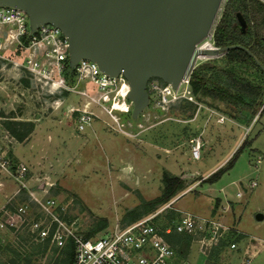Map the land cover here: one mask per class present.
Masks as SVG:
<instances>
[{
  "label": "rangeland",
  "instance_id": "obj_1",
  "mask_svg": "<svg viewBox=\"0 0 264 264\" xmlns=\"http://www.w3.org/2000/svg\"><path fill=\"white\" fill-rule=\"evenodd\" d=\"M236 10L251 24L246 33L235 32L230 39L249 47L264 63V0H224L211 34L201 43L218 45L216 25L223 16L228 24L233 22ZM22 52L21 47H8L0 57V180L4 183L2 187L0 183V208L13 190L7 201L56 196L66 203L69 227L82 237L149 214H156L159 226L173 224L187 213L222 224L216 238L209 224L205 231L168 233L167 239L178 250L172 264H243L240 253L250 245V236L259 238L254 250L264 246V218L255 217L264 210V188L245 195L249 198L244 209L230 194L242 173L264 169L259 147L264 127V73L251 59H232L227 51L199 57L193 69L211 79V93H203L201 87L194 91L188 80L175 89L177 98L163 101L159 88L166 82L151 77L147 85L150 100L138 117L120 109L112 117L95 105L92 110L98 115L92 125L79 130L77 111L70 108L82 105L81 88L94 93L96 85L72 72L62 104L58 101L57 106V92L50 93L27 71L12 66L11 60H22ZM154 83L159 87L152 88ZM240 83H249L258 91H242ZM197 139L202 144L199 155H194ZM22 147H29L32 158ZM19 163L28 169L24 187L7 171ZM219 171V178L209 180ZM165 173L181 177L183 185L167 199L156 200L164 190ZM255 175L259 178L260 174L248 177ZM12 235L15 232L2 230L0 245L16 244ZM232 242L236 243L233 247ZM194 250L200 259L191 262L189 254ZM57 253H37L33 262L53 264ZM252 264H264V256L253 258Z\"/></svg>",
  "mask_w": 264,
  "mask_h": 264
},
{
  "label": "built area",
  "instance_id": "obj_2",
  "mask_svg": "<svg viewBox=\"0 0 264 264\" xmlns=\"http://www.w3.org/2000/svg\"><path fill=\"white\" fill-rule=\"evenodd\" d=\"M8 47H21L24 57L22 60H11L12 66L20 72L27 71L31 79L50 93L57 92L55 104L58 101L62 104V95L68 89V78L72 72L75 73L74 77L80 80L88 78L96 85L94 93L81 88L79 92L84 96L82 105L70 108L77 111L76 126L79 130H83L98 115L92 110L95 105L99 111L113 117L117 110L114 107L115 98L129 99L127 93L124 97L116 94V88L128 82L122 73L108 74L95 61L87 58L78 60L70 67L69 40L59 26L44 22L32 31L29 16L24 9L0 5V57H4L3 51ZM188 80L185 79L186 82ZM168 85L166 82L159 88L163 101L174 100L178 96L174 87L166 91ZM157 87V83L152 84V88ZM128 104L130 107L127 111L132 110L131 99ZM201 144L197 139L193 145L194 155H199ZM7 171L21 187L25 186L28 171L25 164L19 163L16 169ZM65 205V202L53 195L33 196L30 201L18 204L7 201L0 208V244L4 239L2 230L15 232L12 235L15 239L18 233L24 231L33 240H48L56 246H63L68 239H72L74 255L70 264H172L178 250L167 240L166 234L173 231H205L206 224H209L216 238L222 226L216 219L191 213L182 215L173 224L159 226L155 220L156 214H149L106 228L98 235L82 237L69 227L64 213ZM235 245V242L231 243L232 247Z\"/></svg>",
  "mask_w": 264,
  "mask_h": 264
},
{
  "label": "water",
  "instance_id": "obj_3",
  "mask_svg": "<svg viewBox=\"0 0 264 264\" xmlns=\"http://www.w3.org/2000/svg\"><path fill=\"white\" fill-rule=\"evenodd\" d=\"M224 0H0V5L24 9L30 29L51 22L69 40V65L87 58L111 75L122 73L130 89L131 115L138 117L150 100L151 77L177 87L187 79L201 55L230 48L248 51L241 43L203 46L211 34ZM241 31L247 21L236 12ZM256 219L264 218L258 211Z\"/></svg>",
  "mask_w": 264,
  "mask_h": 264
},
{
  "label": "trees",
  "instance_id": "obj_4",
  "mask_svg": "<svg viewBox=\"0 0 264 264\" xmlns=\"http://www.w3.org/2000/svg\"><path fill=\"white\" fill-rule=\"evenodd\" d=\"M227 7L231 8L232 5L229 4L227 5ZM237 11H240L244 15V13L241 10H236L235 11L236 19L233 22L228 24L226 17L223 16L222 19L219 21V23L216 25L214 37L216 43L219 46L230 44L231 42L241 43L240 41H233L232 39H230V36L233 35L235 32L244 34L248 30V27L251 24L250 23L251 20L246 15H244L247 21V27L245 31H241L240 24L236 16ZM227 40L229 42H226ZM227 53L230 54V57L232 59H240V60L247 58L251 59L255 63V65H257L260 68V70L264 73L263 69H261V67L254 59V57L245 49L230 48L227 51ZM254 56L256 57V54H254ZM256 58L258 59V57ZM259 61L263 63L260 59ZM189 80L194 91H197L201 87L203 93L207 94V93H211V91L214 89L213 87H211V79L204 72L199 71L198 69L194 68L192 70ZM239 88L240 90L247 91L249 93H256L258 91V89L255 86L249 83H240ZM221 174L222 171L214 173L209 180L215 181L217 178H219ZM163 181H164V190L162 194L156 198V200L167 199L171 194H173L178 188H180L183 185V180L181 177L176 175H169L168 173H165L163 175ZM20 202H22V200L20 201L14 200V203L16 204ZM166 238H167V234H166ZM167 240L172 244L171 240L169 239ZM14 245H10V243H7L4 246L0 245V264H40L39 262H33V260L36 259L34 255L37 253H41L43 255L49 250L52 251V253H56L59 251V253H57L56 257L53 260V264H70L74 255V243L72 239H68L63 246H56L50 243L48 240L42 242L35 241L32 239L29 233L23 231L18 233L16 238V244Z\"/></svg>",
  "mask_w": 264,
  "mask_h": 264
},
{
  "label": "crops",
  "instance_id": "obj_5",
  "mask_svg": "<svg viewBox=\"0 0 264 264\" xmlns=\"http://www.w3.org/2000/svg\"><path fill=\"white\" fill-rule=\"evenodd\" d=\"M263 117H264V115H263ZM91 123L92 122L87 124V126L92 125ZM260 134H261V139H260L259 147L263 151V156H262L263 159L261 161V164H263L264 163V127L260 131ZM30 146H31V144H30ZM22 148H25V149L23 150ZM22 148H21V151H26L27 153L29 152V154H28L29 156L28 155L27 156L32 158V156L30 155L32 151L30 149H28L29 147H22ZM256 173L260 174L259 178L258 177L256 178V175L248 177V175H254ZM238 178H240V179L236 180L235 183L233 181L235 188H234V192H232L230 194L235 201H239L238 206H242L244 209V202H246V200H248V198H249L248 196H245V195H249V196H251L250 194L254 195V194H256V192L254 190H256L258 192V190H260V188H264V169H248V172H244V174L242 173V175L238 176ZM33 179H34V177L32 175L26 181L28 182V184H30ZM239 180H240V182H239ZM241 180H242V183H241ZM0 183L2 184L1 185V187H2L4 183L1 180H0ZM213 183L211 185H213ZM1 187H0V190H1ZM223 189H224V191L226 190L225 187ZM227 191H229V190H227ZM14 193H15V190H13L11 194L6 196L5 203L7 202L9 197H11ZM243 198H244V200H243ZM259 208H260L259 205L257 207H255V209H259ZM261 210L264 212L263 209H261ZM255 226L257 227L258 224L256 223ZM256 238L257 237L255 235L250 236V242H251L250 245L246 246L241 251L240 254L242 255V259H243L242 263L244 262L243 264H252L253 258H256L260 255L264 256V246L259 247L258 250H254L255 247L259 246V245H257V242H256L257 240H259V238L257 240H256ZM262 251H263V253H262ZM192 252L189 254V260L191 262L198 261L200 259V257H197V253L195 252V250L193 253ZM247 253H248V255H246ZM246 257H247V259H246Z\"/></svg>",
  "mask_w": 264,
  "mask_h": 264
},
{
  "label": "bare ground",
  "instance_id": "obj_6",
  "mask_svg": "<svg viewBox=\"0 0 264 264\" xmlns=\"http://www.w3.org/2000/svg\"><path fill=\"white\" fill-rule=\"evenodd\" d=\"M205 39V38H204ZM203 39V40H204ZM203 40H201V42L203 41ZM200 42V45H203V46H211V44L209 43V41H204L203 43H201ZM202 56H204V55H201V56H199V57H202ZM168 83V82H167ZM183 83H186V81L185 80H183V81H181L180 83H179V85H178V87L181 85V84H183ZM169 85H168V87L166 88V91L168 92V89H171L173 86L171 85V83H168ZM174 88H177V87H174ZM129 89H130V86H129V84H128V82H125L124 84H122V86L121 87H117L116 88V90H118L117 91V95H119V96H123V95H125L126 96V93H128V91H129ZM185 91L187 92V88L185 87ZM125 93V94H124ZM125 99V101L127 100L128 102H129V99H126V98H124ZM128 102H122L121 100H117V97L115 98V101H114V107L118 110V109H120V110H122V111H127L128 109H129V104H128Z\"/></svg>",
  "mask_w": 264,
  "mask_h": 264
},
{
  "label": "flooded vegetation",
  "instance_id": "obj_7",
  "mask_svg": "<svg viewBox=\"0 0 264 264\" xmlns=\"http://www.w3.org/2000/svg\"><path fill=\"white\" fill-rule=\"evenodd\" d=\"M235 43H237V42H234V43H233V42H231L230 44H235Z\"/></svg>",
  "mask_w": 264,
  "mask_h": 264
}]
</instances>
